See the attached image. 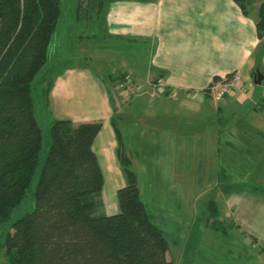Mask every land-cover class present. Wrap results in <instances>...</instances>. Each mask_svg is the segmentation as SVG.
Masks as SVG:
<instances>
[{"label":"crops","instance_id":"obj_1","mask_svg":"<svg viewBox=\"0 0 264 264\" xmlns=\"http://www.w3.org/2000/svg\"><path fill=\"white\" fill-rule=\"evenodd\" d=\"M262 3L250 0L247 15L233 0H117L104 8L103 32L114 42L113 56L122 59L110 67L129 75L133 85L147 87L136 92V97H147H138L128 110L119 108L121 101H115L111 90L116 87L82 62L56 74L47 103L52 119L101 123L92 149L104 178L106 213L118 211L112 193L125 183L113 123L118 127L117 118L127 124L155 117L151 131L159 140L145 143L153 180L173 183L174 188L179 183L178 190L207 176L242 181L244 186L218 195L227 198L232 209L242 208V218L237 213L233 223L257 241L245 245L264 249V53L260 66L252 56L259 42L255 21ZM256 69L263 75L260 85L252 82ZM233 72L242 76L241 89L212 97L208 86ZM156 79L166 90L150 97L157 113L132 109L149 97L148 83ZM173 91L178 92L171 98ZM106 183L111 188L107 197Z\"/></svg>","mask_w":264,"mask_h":264},{"label":"trees","instance_id":"obj_2","mask_svg":"<svg viewBox=\"0 0 264 264\" xmlns=\"http://www.w3.org/2000/svg\"><path fill=\"white\" fill-rule=\"evenodd\" d=\"M114 1L78 0L75 7L83 18L101 15L103 22L104 8ZM233 1L247 15L250 0ZM60 14V0H0V228L9 225L4 239L7 264H173L167 258V239L153 222V208L148 210L140 197L132 153L124 152L113 122L125 180L116 190V213L104 210V178L92 149L99 121L53 119L50 147L40 165L43 137L32 82L47 64ZM255 27L259 42L252 56L260 66L264 3ZM121 76L110 73L108 80L116 82ZM54 78L41 81L46 83L43 101ZM219 182L228 183L224 178ZM231 188L226 184L217 190L228 195ZM28 198L32 210L12 219ZM208 208L217 220V202L210 200Z\"/></svg>","mask_w":264,"mask_h":264},{"label":"rangeland","instance_id":"obj_3","mask_svg":"<svg viewBox=\"0 0 264 264\" xmlns=\"http://www.w3.org/2000/svg\"><path fill=\"white\" fill-rule=\"evenodd\" d=\"M77 1L60 0L61 14L49 46L47 64L32 82V95L43 137L40 165L50 147L49 128L53 122L49 107L48 105L45 106L47 102L46 100L43 101L44 95L41 94L42 87L46 84L41 85L42 79L47 81L54 78L66 67L82 64V62H88L90 66H93L94 71L104 79H108L110 73L113 76H117L119 72L123 73L111 68L122 59L120 56H113L114 42L103 32L104 21L102 22L101 15H94L91 19L83 18L82 13H78L76 10ZM137 72L142 73V70L139 69ZM122 79L121 76L120 80H116V82L108 80L107 83L110 87L111 85L116 87V91H113L112 87L111 90L115 101L117 103L121 101L119 108L122 106L123 110H128L130 104L137 101L138 97L147 96L136 97L138 90H135L134 94H128L122 87ZM140 88L145 89L147 87ZM148 88L149 90L146 92L153 93L150 87ZM119 92H122L123 96ZM173 92L176 95L178 91ZM154 93L152 98H156L160 94ZM173 96L170 97L173 98ZM150 97L149 95L145 100H138L140 102L135 103L132 109L139 108L137 109L138 112L155 114L157 106L155 102L154 104L150 102L154 101ZM145 121L146 123H140L132 119L127 124H122L118 118L116 119L123 150L128 155L132 153L131 166L138 175L140 197L148 206V210L150 207L153 208L154 214L151 213L153 214V222L162 230L167 239V258L173 264H264V250L259 247L246 246L249 244L256 245L257 241L249 240L246 234H243L242 229L240 227L238 229L233 223L237 213V216L242 218V208L235 206L232 209V206L227 204V198L218 195L220 192L217 190L219 185L222 187H226V184L227 186L241 187L244 183L242 181L221 183L213 181L211 176H207L204 181L183 183V187L181 185L180 190H178L179 183L174 184V188L173 183L153 180L149 174L152 158H149L145 143L146 139L155 142L159 140L154 134L155 132L151 131L154 129L151 122L158 121V119L154 117L152 120ZM153 134L154 137H152ZM223 165H225V161ZM222 167L226 168V166ZM114 179L113 185L116 186L118 181ZM110 189L106 183L104 187L105 197H107ZM112 197L116 203V189L113 190ZM210 200H214L218 204L217 220L208 212ZM229 202L232 204V199ZM32 208L33 202L28 198L14 210L11 218L20 217L31 211ZM8 229V224L0 228V264L8 263V254L4 246Z\"/></svg>","mask_w":264,"mask_h":264},{"label":"built area","instance_id":"obj_4","mask_svg":"<svg viewBox=\"0 0 264 264\" xmlns=\"http://www.w3.org/2000/svg\"><path fill=\"white\" fill-rule=\"evenodd\" d=\"M121 84L124 90L128 94L135 92V90L141 89L139 86H135L132 84V80L129 75L123 76ZM242 85H243L242 76L237 72H233L222 79L214 80L208 86V91L212 95V97L216 99H220L224 95H228L232 93L234 90L241 89ZM148 86L150 87L151 91H153V93H149L151 97L155 95L154 92H158L162 94L163 91H165V88H164L165 84L163 81L151 82V83H148ZM173 95H174V92L171 96Z\"/></svg>","mask_w":264,"mask_h":264},{"label":"water","instance_id":"obj_5","mask_svg":"<svg viewBox=\"0 0 264 264\" xmlns=\"http://www.w3.org/2000/svg\"><path fill=\"white\" fill-rule=\"evenodd\" d=\"M262 81H263V75L259 71H255L253 78H252V82L255 85H260Z\"/></svg>","mask_w":264,"mask_h":264},{"label":"bare ground","instance_id":"obj_6","mask_svg":"<svg viewBox=\"0 0 264 264\" xmlns=\"http://www.w3.org/2000/svg\"><path fill=\"white\" fill-rule=\"evenodd\" d=\"M135 83V82H134Z\"/></svg>","mask_w":264,"mask_h":264}]
</instances>
